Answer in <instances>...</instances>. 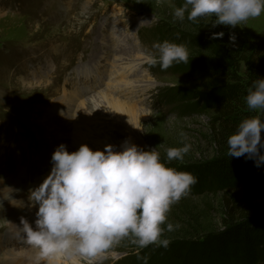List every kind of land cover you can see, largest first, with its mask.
<instances>
[{
    "label": "rangeland",
    "instance_id": "1",
    "mask_svg": "<svg viewBox=\"0 0 264 264\" xmlns=\"http://www.w3.org/2000/svg\"><path fill=\"white\" fill-rule=\"evenodd\" d=\"M174 6H178L176 0H0L2 237L8 233L9 239L16 243L20 238L18 232L8 227L14 224L15 214L4 196L10 195L11 186L18 185L17 194L25 193L24 202L30 201V189L38 187L52 170L56 148L65 144L69 152L72 147L79 149L74 142L73 127L81 116L87 121L96 115L90 130L102 143L92 140L95 144L104 143V148L87 141L94 151L104 150L107 145L119 151L129 141L144 150L158 147L168 166L205 165L228 156L227 139L235 131L221 135V128L212 127L216 111L196 110L194 101L182 102L173 96L174 91L207 92L211 81L190 72L181 62H174L167 70L151 63V58L157 55L153 47L156 42L168 40L180 44L184 40V35L178 38L180 34L195 33L192 21L174 18ZM214 19L208 17L197 23L202 29L211 28L216 33L229 32L231 28L230 33L241 42L252 35L264 34V14L235 28L213 27ZM188 51L191 57L193 52ZM129 60H133L131 64ZM241 66L243 73L245 66ZM111 69L115 71L112 81L120 83L114 86V91L123 90V95L117 96L129 94L125 100L138 109L134 120L114 115L99 98L111 86ZM94 73L96 76L92 77ZM134 80L136 83L123 84ZM254 115L256 112L248 109L242 120ZM46 117L56 121L61 132H65L55 136L48 128L49 123L43 124ZM182 132L186 139L182 140ZM185 143L191 147L184 159L167 162V149ZM255 174L256 182L264 188V167L255 170ZM232 202L237 203L234 194L200 190L186 195L168 213V222L179 227L165 231L164 238L195 240L208 233L224 232V221L235 216ZM0 242V264H3L8 261L4 258L5 251L15 246L4 239ZM23 246L26 250L29 245ZM149 246L144 250L131 249L121 240L93 258L59 252L48 259L51 264H120L131 255L137 257L139 251V255L148 258V264H177L166 254L160 258L161 262L156 257L151 259V255H146ZM135 260L136 264H143L142 260Z\"/></svg>",
    "mask_w": 264,
    "mask_h": 264
},
{
    "label": "clouds",
    "instance_id": "2",
    "mask_svg": "<svg viewBox=\"0 0 264 264\" xmlns=\"http://www.w3.org/2000/svg\"><path fill=\"white\" fill-rule=\"evenodd\" d=\"M159 2V0H157ZM264 14V0H183L174 6L173 16L197 22L214 17L218 25L235 28ZM224 33H214L213 38ZM230 40L235 42L236 35ZM157 55L151 58L167 70L173 63L188 62L185 44L168 40L156 42ZM245 102L256 115L243 119L227 139L230 157L247 154L259 167L264 164V77L255 79L247 89ZM182 140L185 133H180ZM189 144L170 147L166 161H182ZM157 148H143L125 141L121 150L112 145L93 150L83 144L69 152L59 145L52 155V170L38 186L30 189L32 206H39L35 227L21 217L25 242L39 250L41 257L57 252L75 253L93 258L121 240L144 249L149 245L167 248L164 238L179 225L168 222L171 207L188 195L197 177L169 167ZM166 225V227H165ZM137 259L148 264L146 256Z\"/></svg>",
    "mask_w": 264,
    "mask_h": 264
},
{
    "label": "trees",
    "instance_id": "3",
    "mask_svg": "<svg viewBox=\"0 0 264 264\" xmlns=\"http://www.w3.org/2000/svg\"><path fill=\"white\" fill-rule=\"evenodd\" d=\"M176 3L180 6L183 0H176ZM193 27L195 33L178 36L184 35L183 44L193 52L187 63H181L186 64L190 72L208 78L212 85L207 92L174 91L173 96L182 102L194 101L196 110L216 111L212 127L221 128V135H229L248 113L247 89L255 79L264 77V34L252 35L243 42L236 38L232 42L231 28L223 37L214 39L216 30L206 31L197 22H193ZM242 64L245 66L243 73ZM169 167L197 177L189 195L200 190L236 195L237 203L232 202V210L237 218L231 215L225 220L222 233H208L195 240H170L167 248L152 245L146 255L161 262L160 258L166 254L177 264H264V188L255 180V170L263 168L264 164L258 167L255 159H248L245 154L238 158L225 156L205 165ZM123 243L131 249L136 248L128 239ZM135 259L137 257L131 255L120 264H136Z\"/></svg>",
    "mask_w": 264,
    "mask_h": 264
},
{
    "label": "bare ground",
    "instance_id": "4",
    "mask_svg": "<svg viewBox=\"0 0 264 264\" xmlns=\"http://www.w3.org/2000/svg\"><path fill=\"white\" fill-rule=\"evenodd\" d=\"M114 35H116V34H114ZM131 61H133V60H129L130 64H131ZM115 68H116V66H115ZM124 71H125V69H124ZM114 74H115V71L113 69H111V74L109 76V79H110L109 81L113 80ZM95 76L96 75L94 73V76H92V77H95ZM124 76L126 78V74H124ZM87 77H89V75ZM124 83L126 85V84L136 83V81L134 80V81H130L128 83L127 82H123V84ZM109 84H111V86H110L111 88L109 87V89L103 91L102 94H100L99 98L102 99V104L104 103L103 105H105V107L107 105L108 109L110 111H112V113H114V115L115 114L120 115V116L125 115L128 119L134 120V118H136L138 109H136V108L132 107L131 105H129L130 103H128L125 100V97L129 98L130 95L129 94L127 95V93H126V94H124L125 95L124 97L117 96V94L123 95V92H122L123 90L120 89V88H116L117 91L120 90V92H117V91L115 92L114 91L115 90L114 86L115 85H120V83H118V82L115 83L114 81H112V83L110 82ZM126 88H127V86H126ZM132 91H134V90H132ZM133 94H135V93H133ZM71 96L74 97L75 94L73 93V94H71ZM135 96H137V94H135ZM122 99H123V101H122ZM65 114L66 113H64L62 116H64ZM84 117L85 116H81L82 119L79 121V123H78L79 125L77 124L75 127H73V129H74V132H73L74 142H75V144L78 145V148L81 145H83V144H87V141H92V143H94V140H92V138L95 139V137H93L92 134H91L90 126L94 123L92 118H95L96 115H93V117L88 116V117H90L89 118L90 120H87V121H85V119H83ZM78 118H80V117H78ZM47 123H49V125H48L49 130L50 131L52 130L54 133H56L55 136L59 137V136H61L60 133H64L65 132V131L61 132L62 129L60 127H57V122L52 120L51 118H47L46 117V119L43 121V124H47ZM95 140H96L95 141L96 143L97 142L102 143L101 141H99L97 139H95ZM103 144H95L94 143V145H99V146H101ZM102 147L104 148V145ZM77 150L78 149L72 147L70 152L77 151ZM41 167L43 169L46 166H44V167L41 166ZM40 184H41V182H40ZM17 186H15V187L11 186V188L9 190L10 195H6V197L4 196V198H5L6 202L8 203V206H9L10 210H12L14 212V214H15L12 217V222L14 224L9 225L8 227H9V229H13L15 232H18L16 235H20L19 237L21 239L19 238V240L17 241L18 243H16V242L12 241L11 239H9L8 233L6 235H4L3 237L0 235V239H4L6 242H8L11 245L15 246V247H12L10 249H7V251H5L4 255L6 257L4 256V258L8 259V261H4L2 263L3 264H19L21 262L20 264H27L29 261L24 263V261H22V259H21V258H25V259L33 261L34 264H39V263H42V264L49 263V264H51L52 262H51V260L49 261L48 257L50 258L52 256V254H50L48 256L41 257L40 254H39V250L37 248H35V247L28 246V249H26V250L24 249L23 245L27 244V243L25 242V239H23L25 237H24L22 229H21L23 227V225L21 224V217L26 218L29 221V223H31L35 227V220L37 218L36 217V212L38 211L39 207H37V206L33 207L31 205L30 201L24 202V199L26 198L25 197L26 194L25 193H21V192L19 194H17V192H16V190L18 188ZM1 195L2 194L0 193V196ZM25 200H27V199H25ZM57 253H59V252H57ZM54 255L55 254H53V256Z\"/></svg>",
    "mask_w": 264,
    "mask_h": 264
}]
</instances>
